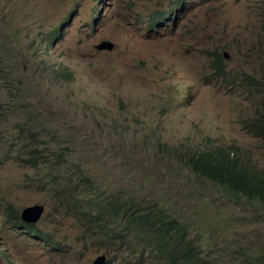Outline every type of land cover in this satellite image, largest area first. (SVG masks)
Masks as SVG:
<instances>
[{
  "label": "rangeland",
  "instance_id": "obj_1",
  "mask_svg": "<svg viewBox=\"0 0 264 264\" xmlns=\"http://www.w3.org/2000/svg\"><path fill=\"white\" fill-rule=\"evenodd\" d=\"M104 41L114 50L98 51ZM263 73L264 0H0V264H137L79 245V224L47 184L81 169L91 200L160 201L214 264H264V206L184 164L188 150L222 146L264 170V140L244 128L259 99L240 81ZM32 125L57 169L19 157ZM34 205L50 241L16 225Z\"/></svg>",
  "mask_w": 264,
  "mask_h": 264
},
{
  "label": "trees",
  "instance_id": "obj_2",
  "mask_svg": "<svg viewBox=\"0 0 264 264\" xmlns=\"http://www.w3.org/2000/svg\"><path fill=\"white\" fill-rule=\"evenodd\" d=\"M155 15L166 19L169 13L157 12ZM65 23L66 20L62 21L59 28L48 34L46 41L49 40V47L59 37L60 28ZM150 25L156 26L153 22ZM214 65L224 71L223 60L218 53H215ZM240 81L259 99L255 112L245 120L244 128L251 136L264 140V73L260 76L245 75ZM35 129L36 126L32 125L26 133L21 130L19 139L25 137L20 144L24 143L22 150L26 157L22 158L21 154L19 157L25 159L32 169L40 166H48L50 171L57 169L62 165L59 163L61 157L56 156L55 151L47 155L43 153L42 149L48 142L41 141ZM242 159L234 151L214 146L188 150L184 164L199 179L213 183L230 195L264 206V170L258 171ZM47 187L55 195L60 208L79 224V245L91 243L101 250L112 249L122 253L120 257L128 263L214 264L202 256L198 238L192 237L190 225L172 214L160 201H150L136 191L127 192L125 196L103 194L102 198L97 197V201L91 200L89 192L93 188L96 190V186L83 169L69 178L50 179ZM15 221L20 227L25 225L33 237L45 236L49 240L33 225L24 223L18 214ZM5 260L10 261V257Z\"/></svg>",
  "mask_w": 264,
  "mask_h": 264
},
{
  "label": "water",
  "instance_id": "obj_3",
  "mask_svg": "<svg viewBox=\"0 0 264 264\" xmlns=\"http://www.w3.org/2000/svg\"><path fill=\"white\" fill-rule=\"evenodd\" d=\"M115 48L114 44L108 41L102 42L96 47L98 51H113ZM45 208L42 205H34L27 207L21 214V220L29 225H36L39 223L44 215ZM106 261L105 256L98 257L94 264H104Z\"/></svg>",
  "mask_w": 264,
  "mask_h": 264
},
{
  "label": "clouds",
  "instance_id": "obj_4",
  "mask_svg": "<svg viewBox=\"0 0 264 264\" xmlns=\"http://www.w3.org/2000/svg\"><path fill=\"white\" fill-rule=\"evenodd\" d=\"M65 21V20H64ZM114 44V43H113ZM100 45V44H99ZM114 46H115V44H114Z\"/></svg>",
  "mask_w": 264,
  "mask_h": 264
}]
</instances>
